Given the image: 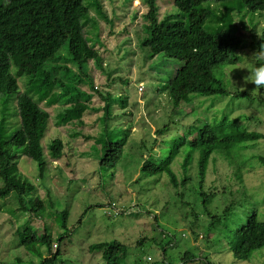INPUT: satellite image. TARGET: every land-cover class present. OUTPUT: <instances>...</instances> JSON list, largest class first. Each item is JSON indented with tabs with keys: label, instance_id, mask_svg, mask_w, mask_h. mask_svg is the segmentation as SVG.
Returning <instances> with one entry per match:
<instances>
[{
	"label": "rangeland",
	"instance_id": "rangeland-1",
	"mask_svg": "<svg viewBox=\"0 0 264 264\" xmlns=\"http://www.w3.org/2000/svg\"><path fill=\"white\" fill-rule=\"evenodd\" d=\"M100 2L108 19L98 17L92 9L89 13L97 17L100 26L95 30L99 31V40L92 41L99 49L101 66L106 73L103 75L98 68L92 71L90 64L84 70L98 90L109 91L113 98L127 99L124 112L116 102L113 104V118L108 124L109 129L120 134L127 128L124 134L129 135L115 165L101 166L95 137L103 127L96 119L102 114L103 100L93 95L79 126L56 125L62 101L49 106L41 103L50 114L42 140L45 152L53 138L61 137L64 154L60 159L48 161L43 178L38 177L35 161L25 155L18 157L19 172L35 187L28 196L20 198L12 191L0 197V264L15 262L18 257L22 263H37L47 256L49 246L51 252H56L53 242L59 243V252L52 264H105L101 252L90 250V246L112 240L126 246L121 264H180L186 251L196 258L187 264H197L203 256L211 264H264V248L254 251L246 260H238L226 243L230 228L245 222L249 214L256 212L258 219L264 220V89L257 91L249 83L245 90L250 95L239 98L230 94L192 93L179 107L173 108L163 88L168 78L182 69L184 61L163 53L152 55L149 47L142 45L147 36L142 13L147 8L140 0ZM204 4L219 17H226L228 6L233 7L227 14L239 28L235 33L243 35L242 42L219 64L210 66V71L229 90L237 91L243 83L242 77L248 75L247 69L253 67L250 56L264 44V11L253 12L213 0ZM157 5L159 18L180 13L173 0H157ZM91 25L89 22L86 26L90 28V36L93 35ZM207 25L217 24L211 21ZM67 47V43L63 44L56 56L73 74L76 67L67 61ZM236 67L246 69H234L229 74V69ZM26 79V76L18 79L19 91L25 90ZM81 88L87 90L84 85ZM8 103H3L4 115L12 112L13 103ZM223 115L237 118L236 126L263 136L240 144L228 158L224 152L212 155L203 186L204 191L213 193L207 204L203 203L198 187L197 152L193 153L188 169L190 179L183 187L173 188L166 173L139 178L142 160L163 158L186 132L184 126L193 124L195 129V125L200 126L204 121L219 124ZM13 116L10 124L17 122ZM196 119L199 120L193 123ZM162 127L164 131L157 133ZM74 132L77 135L73 136ZM185 152L186 148L182 147L171 164L179 175ZM38 199L42 200V206L30 210V205ZM229 203L232 207L225 214ZM22 205L29 208L24 209ZM62 210H67L65 227ZM213 215L219 217L215 223H212ZM24 227H29L24 234L34 240L20 245Z\"/></svg>",
	"mask_w": 264,
	"mask_h": 264
},
{
	"label": "trees",
	"instance_id": "trees-1",
	"mask_svg": "<svg viewBox=\"0 0 264 264\" xmlns=\"http://www.w3.org/2000/svg\"><path fill=\"white\" fill-rule=\"evenodd\" d=\"M140 1L147 8L142 13L147 31L142 45L149 47L152 55L163 53L166 57L184 61L182 69L168 78L163 88L167 90L173 108L179 107L181 101L192 93L201 96L230 94L237 98L250 95L247 90H229L210 71V66L219 64L242 42L243 35L235 33L239 28L227 14L233 7L228 6L224 13L226 17H219L209 5L204 4L208 0H173L180 13L159 18L157 0ZM213 1L231 3L234 7L247 8L253 12L264 11V0ZM91 9L98 17L108 19L100 0H0V197L15 191L21 198L34 190V184L24 178L17 168L18 157L25 155L35 161L38 177L43 178L48 161L60 159L64 154L61 137L53 138L46 147L47 154L45 152L42 140L50 114L41 103L49 106L62 101V110L56 114V125L70 123L79 126L83 114L90 108L88 101L97 95L104 102L102 114L96 118L97 122L103 123L95 137V146L100 150L99 164L112 167L120 158L129 133L124 134L127 128L122 129V134L109 129L108 122L113 118V104L116 102L123 110L127 107V99L123 96L113 98L109 91L98 90L96 83L88 80V77L91 79L90 74L84 70L90 64L92 71L98 68L103 75L106 73L101 66L99 49L95 46L99 40V31L95 30L100 29V26L97 17L89 13ZM211 21L217 25H207ZM89 22L92 24V36L89 35L90 28L86 27ZM65 43L69 55L67 61L76 67L73 74L70 67L56 56ZM22 76L27 77L23 82L25 90L19 91L18 79ZM83 85L87 90L81 88ZM11 95L15 97L8 100ZM5 101L9 105L13 103L12 112L8 115H4ZM12 114L17 118L16 124L9 122L10 117H14ZM218 122L213 125L204 121L200 126L195 125V129L192 128L193 124L184 126L186 132L174 142L163 158L156 160L146 157L142 160L139 178L166 173L173 188L183 187L190 179L188 169L193 153L197 152L198 187L203 203L207 204L213 193L204 191L203 186L212 155L224 152L225 158H228L240 144L256 141L263 136L260 132L236 126L237 118L230 119L223 115ZM163 131V127L156 130L157 133ZM189 134L191 138L187 137ZM72 135H77V132ZM182 147L186 148V152L180 160L179 175L171 168V164ZM30 206V210H37L42 206V200L38 199ZM231 207L232 203H229L224 213H228ZM22 208L27 209L29 206L25 208L22 205ZM61 215L65 227L67 210H62ZM218 218L213 215L212 223ZM26 228L19 233L20 245L34 240L24 234ZM226 243L236 259H248L254 251L264 248V220H259L256 212L249 214L245 222L230 228ZM53 244L56 252H51L49 246L47 256L37 263H22L23 260L18 257L15 262L5 264H52L59 252V243L53 242L52 247ZM91 249L101 252L105 264H121L127 251L126 246L118 240L95 243L90 246ZM195 259V255L186 251L180 264L191 263ZM197 264L211 262L203 256L198 258Z\"/></svg>",
	"mask_w": 264,
	"mask_h": 264
},
{
	"label": "clouds",
	"instance_id": "clouds-1",
	"mask_svg": "<svg viewBox=\"0 0 264 264\" xmlns=\"http://www.w3.org/2000/svg\"><path fill=\"white\" fill-rule=\"evenodd\" d=\"M250 57L254 62L253 67L251 70L247 69L248 75L242 77L243 83L240 84V86L238 87L241 92L245 91L246 85L249 83L254 85V88L257 91H261L262 89H264V44H261L259 50L253 52ZM234 69H246V68H242V67L231 68L229 69V74ZM232 82L233 84H235L233 80Z\"/></svg>",
	"mask_w": 264,
	"mask_h": 264
},
{
	"label": "built area",
	"instance_id": "built-area-1",
	"mask_svg": "<svg viewBox=\"0 0 264 264\" xmlns=\"http://www.w3.org/2000/svg\"><path fill=\"white\" fill-rule=\"evenodd\" d=\"M141 90H142V88H141Z\"/></svg>",
	"mask_w": 264,
	"mask_h": 264
}]
</instances>
